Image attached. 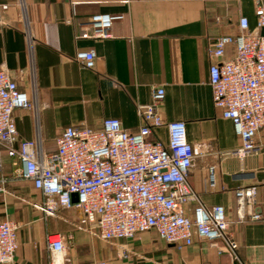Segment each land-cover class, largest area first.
<instances>
[{
	"label": "crops",
	"instance_id": "obj_1",
	"mask_svg": "<svg viewBox=\"0 0 264 264\" xmlns=\"http://www.w3.org/2000/svg\"><path fill=\"white\" fill-rule=\"evenodd\" d=\"M33 37V78L38 107L17 109L13 119L18 140H30L36 129L46 152L67 127L101 128L103 120L118 119L121 128L136 132L143 125L136 107L150 101L153 87L164 89L158 107L165 123L183 121L187 141L196 151L187 182L192 199L185 206L192 217L198 204L223 207L229 231L237 244L236 258L219 241L194 240L178 248L163 242L154 231L121 240L128 252L110 264H264V148L244 159L232 155L240 146L232 123L212 103L208 83L207 49L220 36H235L239 20L255 30V0H25ZM18 0H0V68L5 67L21 91L29 93L31 70ZM5 6V8H4ZM97 14H122L110 28V38L78 39L77 26ZM93 51L94 67L87 69L74 57ZM234 53L226 46L225 58ZM165 144V128L150 137ZM3 176H10V160L3 157ZM214 169L215 183L208 182ZM0 192V220L20 223L18 250L12 264H49L45 234L72 235L67 257L72 264H93L101 252L93 239L76 248L77 231L46 218L29 204L39 192L28 183L9 182ZM251 188L247 209L259 220L236 222L234 193ZM248 207V206H246ZM85 250V252H84ZM97 250V251H96ZM97 257V259H96ZM99 257V258H98Z\"/></svg>",
	"mask_w": 264,
	"mask_h": 264
},
{
	"label": "built area",
	"instance_id": "obj_2",
	"mask_svg": "<svg viewBox=\"0 0 264 264\" xmlns=\"http://www.w3.org/2000/svg\"><path fill=\"white\" fill-rule=\"evenodd\" d=\"M254 5L255 30L249 31L248 21L242 17L237 35L217 37L207 49L212 61L208 74L212 103L232 123L240 140L232 155L239 159L264 148V0H255ZM17 6L28 48L30 91H21L8 70L0 68V192L7 193L5 184L9 182L28 183L41 196L32 207L44 217L66 222L59 217L60 211H73L77 218L67 222L73 230L104 243L132 240L154 231L160 240L178 248L194 240L219 241L236 258L237 244L223 207L206 209L198 204L192 217L186 215L185 206L193 197L187 178L196 151L187 141L183 121L162 120L158 111L164 99L162 87H153L149 103L136 107L143 123L136 132L125 131L118 119L107 118L99 129H62L54 140V152L45 151L38 129L32 139L18 140L13 112H37L38 98L25 0H18ZM122 19V14L94 15L77 24L76 38H110L112 24ZM229 45L234 53L225 58ZM74 59L92 69L96 55L93 51L77 52ZM162 127L167 135L165 144L150 138L153 130ZM4 156L10 160V176L2 175ZM208 182L214 186L213 167ZM234 197L238 224L247 218L260 219L258 213L247 210L253 197L251 188L236 190ZM19 228L15 220H0V264L13 263ZM71 240L72 235L45 234L49 264H72L66 248Z\"/></svg>",
	"mask_w": 264,
	"mask_h": 264
},
{
	"label": "rangeland",
	"instance_id": "obj_3",
	"mask_svg": "<svg viewBox=\"0 0 264 264\" xmlns=\"http://www.w3.org/2000/svg\"><path fill=\"white\" fill-rule=\"evenodd\" d=\"M7 184H5L6 186ZM6 189V188H5ZM7 191V190H6ZM8 192V191H7ZM15 197V201L18 203H22V204H29L30 206H32V203L37 202L39 200H24L22 198L19 197V194H16ZM35 209V208H34ZM40 212V211H39ZM42 213V212H41ZM43 214V213H42ZM59 217L63 218L65 221H62V219H57V218H53L54 220H56L57 222H61V224H66L67 226H70L67 222L68 221H74L77 218V213L73 212V211H69V210H61L59 213ZM51 218V217H48ZM71 227V226H70ZM77 235L78 238L75 239L76 240V248H78L79 246H82V244L85 242L86 239H93L95 246L97 245V249L99 250V252H101V255L99 254V257L102 256L99 259H105L104 261H107L108 264H110V262H112L114 259H117L118 257L124 255V250L121 248V245H125L126 243L119 241V242H102L100 240H97L95 238L90 237L89 235L83 233V232H79L77 231ZM139 236V235H138ZM137 236V237H138ZM131 241V240H130ZM130 242H128L129 244ZM126 244V245H128ZM83 247V246H82ZM97 251V250H96ZM85 252V250H84ZM126 254V253H125ZM97 259V257H96Z\"/></svg>",
	"mask_w": 264,
	"mask_h": 264
},
{
	"label": "water",
	"instance_id": "obj_4",
	"mask_svg": "<svg viewBox=\"0 0 264 264\" xmlns=\"http://www.w3.org/2000/svg\"><path fill=\"white\" fill-rule=\"evenodd\" d=\"M73 201L76 202V196H73Z\"/></svg>",
	"mask_w": 264,
	"mask_h": 264
},
{
	"label": "trees",
	"instance_id": "obj_5",
	"mask_svg": "<svg viewBox=\"0 0 264 264\" xmlns=\"http://www.w3.org/2000/svg\"><path fill=\"white\" fill-rule=\"evenodd\" d=\"M66 225V224H65ZM70 227V226H69ZM72 230H73V228L72 227H70Z\"/></svg>",
	"mask_w": 264,
	"mask_h": 264
}]
</instances>
